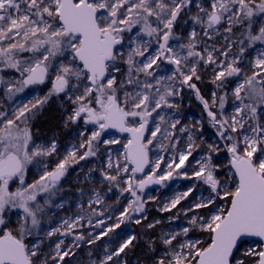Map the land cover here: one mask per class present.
<instances>
[{"label": "snow or ice", "instance_id": "6c2138e0", "mask_svg": "<svg viewBox=\"0 0 264 264\" xmlns=\"http://www.w3.org/2000/svg\"><path fill=\"white\" fill-rule=\"evenodd\" d=\"M0 264H264V0H0Z\"/></svg>", "mask_w": 264, "mask_h": 264}, {"label": "rangeland", "instance_id": "374dc122", "mask_svg": "<svg viewBox=\"0 0 264 264\" xmlns=\"http://www.w3.org/2000/svg\"><path fill=\"white\" fill-rule=\"evenodd\" d=\"M203 87V86H202ZM205 91V94H207V89L205 88L204 89ZM30 94V90L29 92L25 93V96L29 95ZM199 107H202L200 105V103L195 99L194 96H192L190 93H187L186 94V98L185 100L183 101V104H182V116H183V122L184 123H190L192 121H195L197 119H200L201 118V115L199 113V110L198 108ZM67 133H70L68 139H66L65 141V144H67L70 140L71 137L75 136V132L74 131H69L67 130L64 134H67ZM118 135V134H117ZM205 137L206 138H214L212 136V130L209 128V129H206L205 131ZM75 177L74 176H70L66 182V186H69L71 185L72 188H73V192L75 191V186L73 184V181H74ZM188 183L187 181H175V182H172L171 185L169 187H164V188H161V187H157V188H154L152 190H150V194L152 196H155L158 198V202L159 201H165L167 199H170L174 194L175 192L179 189V188H182L184 184ZM153 213V218H163L157 211H156V206L155 205H150V213ZM168 214H164V217H166ZM135 226L137 225H127V226H122L121 229H118L117 232L121 234V240L127 236L128 234H131V233H138L137 231H135ZM167 226V225H165ZM119 242V241H118Z\"/></svg>", "mask_w": 264, "mask_h": 264}, {"label": "trees", "instance_id": "16d2710c", "mask_svg": "<svg viewBox=\"0 0 264 264\" xmlns=\"http://www.w3.org/2000/svg\"><path fill=\"white\" fill-rule=\"evenodd\" d=\"M198 110L200 115L202 116V107H199ZM35 128L39 130L41 135H51L54 132L57 133L59 135L62 144H65L66 139H68L70 135V133L64 134L67 130L63 129L60 126L59 113L54 109L45 111L35 122ZM153 213L154 212L152 213L149 212V219L153 218L154 216ZM135 231H137L139 234L141 233V228L139 226H135ZM135 253L136 255H140L141 249L137 248L135 250ZM132 259H135V256H133Z\"/></svg>", "mask_w": 264, "mask_h": 264}, {"label": "water", "instance_id": "95a60500", "mask_svg": "<svg viewBox=\"0 0 264 264\" xmlns=\"http://www.w3.org/2000/svg\"><path fill=\"white\" fill-rule=\"evenodd\" d=\"M157 187H159V186H153V188H152V189H154V188H157ZM152 189H150V190H152Z\"/></svg>", "mask_w": 264, "mask_h": 264}]
</instances>
